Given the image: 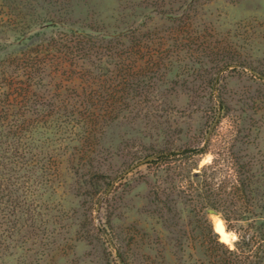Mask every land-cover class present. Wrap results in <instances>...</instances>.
<instances>
[{"label": "trees", "instance_id": "1", "mask_svg": "<svg viewBox=\"0 0 264 264\" xmlns=\"http://www.w3.org/2000/svg\"><path fill=\"white\" fill-rule=\"evenodd\" d=\"M80 5L79 0H64V4L58 0H0V46L14 37L10 44L17 46L16 53L0 61V209L4 212L9 203L14 212L21 210L34 222L40 213L34 209L37 197L48 193L49 174L54 167L58 170L63 157L72 168L81 170L85 182L93 183V202L99 199L103 185L104 191L111 186L108 169H104L109 158L103 139L106 129L121 118L139 121L145 125V134L159 137L150 147L141 142L132 149L131 163L155 156L146 165L163 166L169 174L178 164L207 152V142L177 146V139L170 138L181 132L171 123L173 113L161 91L162 87L166 91L174 88L175 82L169 84L167 78L170 73L198 75L201 69L196 65L206 63L210 67L206 86L214 93L226 71H250L262 88L249 91L243 104L264 109V70L237 47L218 38L201 40L197 33L185 34L189 26L169 12L172 24L179 25L169 28L165 37L171 43L161 49L165 37L146 34L141 25L114 31L82 25L80 19L86 17ZM152 13L163 14L160 10ZM5 23L9 29L2 31ZM75 57L83 80L80 91L71 99L53 94L52 83L46 82L52 76L49 69L53 63L62 68ZM216 106L226 107L221 93ZM161 137L167 138L162 145ZM89 167L93 168L88 172L91 177L85 173ZM236 169V183L229 193L226 182H215V172L185 176L186 188L177 183L182 181L178 178L182 173L165 178L169 188L153 187L150 201L156 207L154 212L171 234L167 264H264V163L237 160ZM183 203L189 209H179ZM209 208L221 214L228 230L233 221L246 222L234 247L220 240L208 217ZM185 216L190 218L187 224L182 221ZM119 256L124 259L120 251Z\"/></svg>", "mask_w": 264, "mask_h": 264}, {"label": "rangeland", "instance_id": "2", "mask_svg": "<svg viewBox=\"0 0 264 264\" xmlns=\"http://www.w3.org/2000/svg\"><path fill=\"white\" fill-rule=\"evenodd\" d=\"M58 1L64 4V0ZM79 3L86 17L80 19L82 25L113 31L141 25L146 34L156 32L163 37L170 27L179 25L169 20L170 13H174L178 15L176 19L183 18V24L189 26L185 34L197 33L202 36L201 40L212 37L224 40L264 70V0H79ZM154 10L163 14L152 13ZM79 18L78 14L74 20L79 21ZM5 24L2 31L9 29L8 23ZM14 38L1 44L0 61L16 53L17 46L10 44ZM166 38L161 40V49L171 43ZM64 64L56 68L53 63L48 74L54 76H47L46 82L52 83L53 94L71 99L83 84L79 77V58H69ZM196 66L201 69L198 75L179 72L181 75L177 77V73H170L167 78L169 84L175 82L171 85L174 88L166 91L167 87H162L161 91L166 94L169 113H173L171 123L181 129L180 134L174 132L170 137L177 139L175 145L202 146L207 142V152L178 164L169 174L162 170L163 166L143 164L121 176L127 168L141 161L131 163L132 149L136 150L141 142L150 147L159 138L155 134H151L152 137L145 134V125L139 121L133 123L121 118L106 129L103 139L109 158L104 169H108L113 185L105 191L106 185H103L99 199L93 202L90 196L93 183L85 182L81 170L72 168L67 157H63L58 170L54 167V172L49 174L51 188L48 193L37 197L34 209L40 213L35 222L23 216L21 210L14 212L9 203L4 212L0 209V244L7 247L0 249V264H159L162 261L167 264L172 250L167 247L170 245L167 238L171 234L154 212L156 207L150 201L153 187L169 188L165 178L182 173L183 177H178L182 181L177 183L186 188L189 182L185 176L193 172L208 175L215 172V182H226L229 193L237 179V160L257 165L264 163V109L243 104L245 95L260 87L256 78L250 71L231 68L223 74L220 87L212 93L206 86L209 65ZM55 83L63 89H57ZM220 93L226 103L224 108H216ZM165 139L161 137L159 144ZM92 169L86 168L87 177H91L88 172ZM186 208L189 209L187 203L179 206V209ZM207 214L215 231L234 247L238 231L246 222L233 221L232 230H228L219 212L215 215L207 210ZM188 217L182 220L185 224L190 220Z\"/></svg>", "mask_w": 264, "mask_h": 264}, {"label": "water", "instance_id": "3", "mask_svg": "<svg viewBox=\"0 0 264 264\" xmlns=\"http://www.w3.org/2000/svg\"><path fill=\"white\" fill-rule=\"evenodd\" d=\"M214 125H215V124H214ZM211 132H212V128L209 130V132H208V134H207L206 141L208 140V138H209ZM154 158H155V156H150V157H147V158L142 159L141 161H139V162H137V163L131 165L129 168H127V169L121 174V176L127 175L128 173H130V172H131L132 170H134L135 168L139 167L140 165L146 164L148 161L153 160ZM112 185H113V183L111 184V186H112ZM110 188H111V187H110ZM109 191H110V189L106 192V194H108ZM208 211H209V213H211V214H215V215L218 214V212H217L215 209H212V208L208 209ZM217 233H218V232H217ZM218 234H219V238H220V240H221L222 242H225V243L228 244V242L225 241V240L223 239V236H222L220 233H218ZM231 235H232L234 238L237 237V234H235V233H233V232H231ZM109 239H110V242L113 244V241L111 240V238H109Z\"/></svg>", "mask_w": 264, "mask_h": 264}]
</instances>
